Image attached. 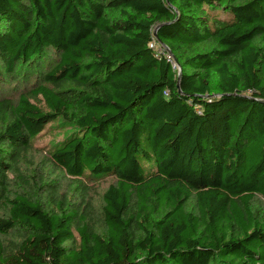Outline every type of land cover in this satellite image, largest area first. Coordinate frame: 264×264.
<instances>
[{
	"label": "trees",
	"instance_id": "trees-1",
	"mask_svg": "<svg viewBox=\"0 0 264 264\" xmlns=\"http://www.w3.org/2000/svg\"><path fill=\"white\" fill-rule=\"evenodd\" d=\"M45 51L0 100V264H264V0H0V79ZM59 119L65 186L22 172Z\"/></svg>",
	"mask_w": 264,
	"mask_h": 264
},
{
	"label": "rangeland",
	"instance_id": "rangeland-1",
	"mask_svg": "<svg viewBox=\"0 0 264 264\" xmlns=\"http://www.w3.org/2000/svg\"><path fill=\"white\" fill-rule=\"evenodd\" d=\"M226 19V16H223ZM157 40V39H155ZM155 50L163 54L165 57L170 56L167 47L155 41ZM58 62V54L53 51L43 52V56L33 63L31 67L21 68L17 66L13 74L3 72L0 79V100L9 98L16 101L20 94L29 91L33 86L37 85L40 80V74L50 70ZM176 71L180 72L175 59L171 61ZM3 70V68H1ZM75 128L68 124L65 120L59 119L47 125L45 130L37 137L34 143V149L28 154L26 161L22 163V172L28 177L36 179L41 172V176L47 182H53L65 186L68 178L62 170H59L50 163L49 154L66 141L74 132ZM146 170H151V166L144 164ZM114 182L111 177L108 178H90L86 180L91 192L90 196L94 203L95 214L100 213L102 194L106 188ZM15 189L24 192V188L19 186V182H14ZM97 231L102 233V229L97 227Z\"/></svg>",
	"mask_w": 264,
	"mask_h": 264
},
{
	"label": "water",
	"instance_id": "water-1",
	"mask_svg": "<svg viewBox=\"0 0 264 264\" xmlns=\"http://www.w3.org/2000/svg\"><path fill=\"white\" fill-rule=\"evenodd\" d=\"M158 30H159V27L158 28H156L155 29V31H154V37H155V39H157L158 40ZM169 50V49H168ZM169 52V54L170 55H173V53L169 50L168 51ZM175 59V61L177 62V60H176V58H174ZM180 67V66H179ZM181 71H182V68L180 67V73H181ZM178 88H179V92L181 93V90H180V86L178 85Z\"/></svg>",
	"mask_w": 264,
	"mask_h": 264
},
{
	"label": "built area",
	"instance_id": "built-area-1",
	"mask_svg": "<svg viewBox=\"0 0 264 264\" xmlns=\"http://www.w3.org/2000/svg\"><path fill=\"white\" fill-rule=\"evenodd\" d=\"M151 48H155V43H153V44L151 45ZM159 53H160V52H159ZM167 58H168V60H169L170 62H171L172 59H173L172 55L167 56Z\"/></svg>",
	"mask_w": 264,
	"mask_h": 264
}]
</instances>
